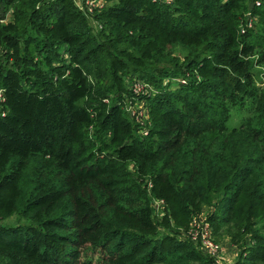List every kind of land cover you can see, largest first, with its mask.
I'll return each mask as SVG.
<instances>
[{"label": "trees", "instance_id": "16d2710c", "mask_svg": "<svg viewBox=\"0 0 264 264\" xmlns=\"http://www.w3.org/2000/svg\"><path fill=\"white\" fill-rule=\"evenodd\" d=\"M247 5L105 0L94 31L73 0H0V264H214L169 223L202 206L237 250L225 264H264V48ZM253 10L264 33V0Z\"/></svg>", "mask_w": 264, "mask_h": 264}, {"label": "rangeland", "instance_id": "374dc122", "mask_svg": "<svg viewBox=\"0 0 264 264\" xmlns=\"http://www.w3.org/2000/svg\"><path fill=\"white\" fill-rule=\"evenodd\" d=\"M75 2V4L83 9L84 13L87 15L88 21L90 23V25L92 26V28L94 29V31H98L100 28L99 23L94 20L93 17V12L95 9L93 5H92V1H95L96 3H104L105 0H73ZM261 3V0H248V5H247V9L245 10L244 14V18L246 20V26L247 29H253L256 33H259L258 35L262 37V39H258L257 41L258 43L261 45V48L256 47L255 45V57H258V52L261 51L260 49L264 48V33L260 30V25L257 24V22H259L260 18L257 14L254 13V8L256 6H259V4ZM3 15L5 16L4 20L6 19H10L12 17V12L8 11L7 13H3ZM37 57H40V55H37ZM255 70L257 71V79H259L261 82H264V78L261 76L262 73H264V66H258L257 68H255ZM260 74V75H259ZM127 83L129 85V87L131 89H133L134 91H136L137 93H142V92H148L147 85L144 84L142 81H140L137 78H127ZM259 81V82H260ZM166 83V82H164ZM146 103L145 100H143L142 102H137L135 104V106L132 107L131 109V114L133 115V117H136V119L141 123L144 124V122L146 121L147 117H148V111L146 110ZM235 119H238V116L235 117ZM234 120H229L228 121V125L233 126ZM154 196L152 195V198ZM159 202V201H157ZM162 209L160 211H162L161 214H156L155 213V219L158 223L162 222L165 216V209H163L162 206H160ZM209 207L207 206H202L199 207L197 212H194L190 215L189 218H187L185 221L183 222H177L176 220H173L172 218H170V225L172 227L175 228L176 225H178V229L180 231H182V233H185L187 235V231L188 228H190V224H192L193 222V218L194 217H200V218H206V214L212 210V209H208ZM7 221H15V217H9V219H6ZM2 221V220H1ZM199 222V221H198ZM165 223H162V227H164ZM199 223H197V227H198ZM186 238H188L190 241L193 242V244L195 245V247L197 248L198 251H201L202 253L206 254L207 256L211 257L214 261V264H225V263H232L235 261L236 256H237V250L236 248L231 244V242L229 241V238L227 236H221L218 237L217 235H215L214 232H212V234L210 235L209 239L213 240L214 243L217 245V253L215 256H210L208 255L204 250L202 251V244L201 242H195L194 239H191V237L186 236Z\"/></svg>", "mask_w": 264, "mask_h": 264}, {"label": "built area", "instance_id": "2783aa9c", "mask_svg": "<svg viewBox=\"0 0 264 264\" xmlns=\"http://www.w3.org/2000/svg\"><path fill=\"white\" fill-rule=\"evenodd\" d=\"M101 3H96L95 1H92V5L94 8L98 7ZM9 19H2L1 22H6ZM5 98L3 95V91L0 90V114H4L5 111L3 110V104H4ZM159 201V202H157ZM153 207L156 214H161L162 211H160L163 207L165 209V203L162 198H154L153 199ZM199 221V222H198ZM197 223H199L197 227ZM190 228H188L187 235L188 237H191V239H194L195 242H201L202 248L201 250L205 251L210 256H215L217 251V245L214 243L213 240L209 239L210 235L212 234V226L208 219L205 217L202 219L200 217H194L192 224H190Z\"/></svg>", "mask_w": 264, "mask_h": 264}]
</instances>
